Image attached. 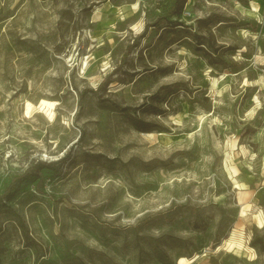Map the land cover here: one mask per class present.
<instances>
[{
  "label": "rangeland",
  "instance_id": "374dc122",
  "mask_svg": "<svg viewBox=\"0 0 264 264\" xmlns=\"http://www.w3.org/2000/svg\"><path fill=\"white\" fill-rule=\"evenodd\" d=\"M10 183L0 264H264V0H0Z\"/></svg>",
  "mask_w": 264,
  "mask_h": 264
},
{
  "label": "bare ground",
  "instance_id": "6f19581e",
  "mask_svg": "<svg viewBox=\"0 0 264 264\" xmlns=\"http://www.w3.org/2000/svg\"><path fill=\"white\" fill-rule=\"evenodd\" d=\"M57 100L55 99H46V98H40L39 99V104L40 105H43L44 107H46L49 111H54L55 110V104H56ZM33 103L26 99L25 102H24V107H23V115L24 116H30L31 114V110H32V107H33ZM54 114V113H53ZM165 134V132H162V134ZM167 135V134H166ZM246 194V191H244L242 189V187H238V191H237V202L239 204H242L244 201V196ZM257 223L261 226L263 223H262V220L261 219H258L257 220Z\"/></svg>",
  "mask_w": 264,
  "mask_h": 264
},
{
  "label": "trees",
  "instance_id": "16d2710c",
  "mask_svg": "<svg viewBox=\"0 0 264 264\" xmlns=\"http://www.w3.org/2000/svg\"><path fill=\"white\" fill-rule=\"evenodd\" d=\"M53 162H46L45 165L47 166H52ZM12 182V181H11ZM10 185L11 183L9 184V186L7 185L3 191L2 194H0V198H2V196H7L9 194V191H10ZM2 195V196H1Z\"/></svg>",
  "mask_w": 264,
  "mask_h": 264
}]
</instances>
